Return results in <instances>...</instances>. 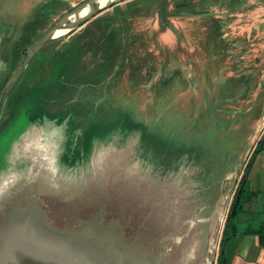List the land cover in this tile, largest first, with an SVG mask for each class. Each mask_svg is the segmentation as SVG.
<instances>
[{
    "label": "rangeland",
    "instance_id": "374dc122",
    "mask_svg": "<svg viewBox=\"0 0 264 264\" xmlns=\"http://www.w3.org/2000/svg\"><path fill=\"white\" fill-rule=\"evenodd\" d=\"M81 1L0 0V94L31 44ZM181 1L169 0V12ZM190 1L212 10L172 15L176 32L161 28L158 0L135 3L131 41L147 49V69L132 87L118 77L110 95L87 87L94 61L82 29L44 46L0 125V187H12L0 213L3 203L39 205L50 225L95 222L144 260L155 249L174 264L218 263L243 164L264 132V0L235 3L233 13L229 0ZM61 70L72 94L55 86Z\"/></svg>",
    "mask_w": 264,
    "mask_h": 264
},
{
    "label": "water",
    "instance_id": "95a60500",
    "mask_svg": "<svg viewBox=\"0 0 264 264\" xmlns=\"http://www.w3.org/2000/svg\"><path fill=\"white\" fill-rule=\"evenodd\" d=\"M103 1H81L61 15L31 44L1 91L0 125L13 91L44 46L54 38L78 30L91 18L123 0ZM166 11V0H163L161 14L164 18ZM35 175L32 177L35 178ZM31 181L24 182L25 190ZM9 184L4 182L1 185L0 197H4L8 188H12ZM3 204H6V209L0 213V264H174L172 259L164 257L161 250L150 251L151 256L145 260L138 258L131 249L118 250L113 237L96 231L95 222L81 220L80 229H61L50 225L39 205L33 210L29 203L25 206L21 203ZM209 250L211 253L213 248ZM212 262L210 257L209 264Z\"/></svg>",
    "mask_w": 264,
    "mask_h": 264
},
{
    "label": "crops",
    "instance_id": "0c3cea01",
    "mask_svg": "<svg viewBox=\"0 0 264 264\" xmlns=\"http://www.w3.org/2000/svg\"><path fill=\"white\" fill-rule=\"evenodd\" d=\"M263 134L253 144L243 164L237 185L245 175L238 210L230 218L221 245L224 223L220 238L224 252L220 250L217 264H264V147L253 154Z\"/></svg>",
    "mask_w": 264,
    "mask_h": 264
},
{
    "label": "flooded vegetation",
    "instance_id": "af4514ba",
    "mask_svg": "<svg viewBox=\"0 0 264 264\" xmlns=\"http://www.w3.org/2000/svg\"><path fill=\"white\" fill-rule=\"evenodd\" d=\"M131 1H133V0H127L126 3H129ZM242 2H243V0H229L228 5H227V9L233 13V11L235 12L234 4L239 3L241 5ZM158 3H159L158 4V10H159V14H160V24H161V28L163 29V31L171 30L172 32H176L175 26H173L169 22V18L172 15H181L183 13H190V14H195V15H206L207 13H209V10L210 11L212 10L211 8L193 9L192 8V2L190 0H188V1L184 0L181 2H176L175 3V6H176L175 11L173 13H170L169 12V0H166L167 11H166V17L164 18L161 14V7H162L163 0H158ZM116 5H118V4L116 3L114 6H116ZM101 13L97 14L96 16L91 18L89 21H87L85 24H83L84 28L89 24L90 21L101 16ZM117 15L119 16L118 19H120L118 26H120V28H121L120 29V40H119L121 45L119 47L117 46V48L115 49L114 58L112 60H110L109 57H107V56L105 59V57L102 58V57H97L95 55V53L97 52V47L100 45V43L104 44L105 47H108L109 44L112 43V38L109 39V37H107L105 39L104 36H102L98 32H96V34H94L95 36H93L94 47L92 49H90L91 50L90 54L92 55L94 65L92 66L91 74L88 77L92 80V82L87 81V84H88L87 87L92 86V89H96L97 87L101 88L103 90V92H105L106 95H110L111 90L116 88L115 87L116 86V80L118 77L123 76V75L124 76L128 75L129 85H130V87H132L134 80H138V78L136 76H138L139 79L142 80V77H140V73L142 72V70L147 69L146 68V61H145L144 57L141 56L144 53L146 54L147 49L146 48L144 49L140 46H136L133 43V41H131V40H133L135 35L139 34V33H132L131 34V25H132L131 19L136 16V13L133 15H130V16L126 15V17L128 18V21H129L128 28H126V26L124 24L123 19L125 16L122 13V11L118 12ZM82 27L79 29L80 30L82 29V31H83L84 28H82ZM153 34H155L154 31H153ZM82 38H84V35H82ZM129 39H130V41H129ZM113 45H115V43ZM110 50L111 49H109V51ZM151 55H152L151 56L152 63H158V59H157L156 55H153V53ZM101 60L104 62L108 61V65L110 64L111 69L109 70V72H107V74H103L104 69L101 68V66H103ZM102 75L104 76V78H101ZM190 79H191V75H190ZM153 91L156 93L157 90H153ZM77 95H78V93H76V91H75V96H77ZM96 106H99V105H96ZM130 122L132 123L131 120H130ZM132 128H133L132 126L129 127V129L134 130ZM134 132H136V131H133V133ZM153 137H156V136L153 135ZM141 144H143V143L141 142ZM139 145H140V143H139ZM143 146L144 145H142V147Z\"/></svg>",
    "mask_w": 264,
    "mask_h": 264
},
{
    "label": "trees",
    "instance_id": "16d2710c",
    "mask_svg": "<svg viewBox=\"0 0 264 264\" xmlns=\"http://www.w3.org/2000/svg\"><path fill=\"white\" fill-rule=\"evenodd\" d=\"M137 2H138V0H133V1L129 2L128 3L129 5L125 9H122V8L120 9V7H118V5L114 6L116 4L115 3V4L112 5V6H114L115 12L113 10V13H110V14L108 13L106 15H101V16L95 18L94 20L90 21L89 24L81 32V35H84L83 39L86 41V43H85L86 47L87 48H91V49L94 47V45H93V36H95L94 34H96V32H98L102 36H104L105 39L107 37H109V39L112 38V43L109 44L108 47H105L104 44L100 43V45L97 47V52L95 53V55L99 56L98 53H101L100 57H102V58H104L105 56H109V52L111 51V50L109 51V49H111L112 47H114L116 49L117 46L119 47L121 45V43L119 42V40H120V29L121 28H120V26H118V23H119L120 19H118L119 16L117 15V13L122 11V13L125 16L124 19H123L124 24H125L126 28H128L129 21H128V18L126 17V15L130 16V15H133L135 13L137 14L138 9H139V5L135 4ZM134 11H136V12L134 13ZM98 23H102V24H98ZM114 43H115V45H113ZM78 48H80V47H78ZM74 57H75V59H77V64H76L75 60H74V62H75V65L78 67L79 64H80V58H81L80 49H78L76 51ZM105 59H106V57H105ZM101 62H102V65H103V66H101V68L104 69L103 74H107V72H109V70L111 69L110 64L108 65V61H105L106 62L105 63L104 61L101 60ZM66 73H67L66 70L59 71L58 76H57L56 81H55V86L57 87L58 85H60L61 92L64 91V92H67L69 94H72V92L68 88V87H70V80H69V78L67 76H65ZM101 78H104V76L102 75ZM72 87H75V84L72 85ZM76 87H77V83H76ZM44 96H45V94L43 95V98H42L43 102L48 103L49 99H46V98L44 99ZM28 111L25 113L26 116H28ZM263 147H264V134L261 137V139L257 142V145H256V147H255V149L253 151V154L255 152H258ZM248 164H249V162H248ZM247 167H249V166H247ZM244 179H245V175L242 177L241 182H240L239 186L237 187V189H236V191L234 193L233 201H232L231 206H230V212H229V214H228V216L226 218V222H225L226 225H225V228H224V235H223V239H222L221 245H223V241L225 239V234H226V231H227V227H228L230 218L238 210V204H239V200H240V193L242 191L241 186H242V182L244 181Z\"/></svg>",
    "mask_w": 264,
    "mask_h": 264
},
{
    "label": "bare ground",
    "instance_id": "6f19581e",
    "mask_svg": "<svg viewBox=\"0 0 264 264\" xmlns=\"http://www.w3.org/2000/svg\"><path fill=\"white\" fill-rule=\"evenodd\" d=\"M103 3H105V0L103 1ZM62 32H64V31H61L60 33H62ZM214 237H215V235L210 237V241L211 242H215V238ZM209 262H210V258H209Z\"/></svg>",
    "mask_w": 264,
    "mask_h": 264
}]
</instances>
